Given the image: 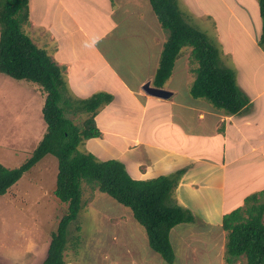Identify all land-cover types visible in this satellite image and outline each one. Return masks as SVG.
Masks as SVG:
<instances>
[{
	"label": "crops",
	"instance_id": "crops-1",
	"mask_svg": "<svg viewBox=\"0 0 264 264\" xmlns=\"http://www.w3.org/2000/svg\"><path fill=\"white\" fill-rule=\"evenodd\" d=\"M186 1L176 0L180 12L185 13ZM231 3L223 2L224 8L244 12L255 5L254 0ZM28 9L27 33L64 68L66 97L73 102L99 92L111 95L94 116L100 136L83 140L80 150L99 160L120 161L137 180L176 177L181 170L170 197L193 217L192 222L170 229L174 259L168 263L150 247L145 228L130 208L86 185L92 195L85 202L88 189L83 188L84 210L97 201L101 220L97 228L104 237L95 251L88 242L94 239L93 232L85 243L80 242L83 222L74 225V235L73 224L68 225L65 263L228 264L223 216L241 207L246 196L264 189V84L253 86L234 74L248 104L238 113H226L207 99L191 95L196 64L190 47L184 46L159 87L169 96H152L142 87L146 83L157 87L152 80L167 34L149 0H28ZM260 34L261 30L256 36ZM122 43L124 54L118 46ZM223 60L231 68L226 51ZM37 91L43 94L39 87Z\"/></svg>",
	"mask_w": 264,
	"mask_h": 264
},
{
	"label": "trees",
	"instance_id": "trees-1",
	"mask_svg": "<svg viewBox=\"0 0 264 264\" xmlns=\"http://www.w3.org/2000/svg\"><path fill=\"white\" fill-rule=\"evenodd\" d=\"M149 2L167 34L153 85L161 87L164 84L181 48L188 46L190 58L196 64L191 95L203 97L230 114L246 107L248 99L236 85L233 70L221 63L218 49L206 33L188 23L176 0ZM257 4L262 23L259 41L264 44V0H257ZM28 23V0H0V72L38 85L45 97L42 115L46 123L43 136L20 165L6 167L0 163V195L5 194L42 157L47 154L56 157L53 194L67 205V209L50 234L40 264H66L63 252L67 227L82 208V181L130 208L133 217L145 228L150 247L166 262L172 263L174 253L169 231L178 223L193 221L190 211L175 203H167L182 171H177L176 177L160 175L137 180L129 176L120 161L99 160L93 154L81 151L78 146L83 140L100 136L94 116L101 104L111 100V95L99 92L87 99L69 100L65 95L64 68L31 40L25 30ZM74 106L87 112L80 126L63 115L65 107ZM263 216L264 189L246 196L241 207L223 216L222 228L226 231L224 260L228 264H234L241 256L245 258L243 264H264ZM0 264L6 263L0 260Z\"/></svg>",
	"mask_w": 264,
	"mask_h": 264
},
{
	"label": "rangeland",
	"instance_id": "rangeland-1",
	"mask_svg": "<svg viewBox=\"0 0 264 264\" xmlns=\"http://www.w3.org/2000/svg\"><path fill=\"white\" fill-rule=\"evenodd\" d=\"M223 2L232 4L231 0H189L182 5L185 13L187 12L188 23L206 33L218 49L222 64L226 51L230 69L239 81L242 79L253 86L264 84V44L260 43L259 35L256 36L261 30L257 1L254 0L255 5L251 11L244 12L238 9L227 10ZM178 6L180 8V3ZM193 8L196 10H192ZM181 13L185 15L184 12ZM245 15H248L246 20ZM25 30L27 32L26 27ZM118 46L123 52V43ZM37 87L36 83L14 79L0 72V163L6 167L20 165L44 134L46 123L42 115V105L45 97L38 93ZM183 91L182 84L181 93ZM75 107H65L63 115L80 126L86 113ZM56 173L57 159L52 154H47L5 194L0 195V260L6 264H39L45 256L50 234L67 209V205L53 194ZM86 185L88 184L82 181V208L69 226L73 224L71 232L74 235V225L83 222L80 226L84 233L80 232L78 235L80 242L85 243L88 233L93 232L94 239L88 242H92L90 249L98 251L99 240L104 237L101 229L97 228L101 222L97 215L100 209L97 201H93L86 206L87 211L84 210L83 188L88 189L85 202L92 195ZM88 186L94 190L91 185ZM98 193L101 194L100 191ZM108 198L110 199L107 197L105 200H109ZM102 200L101 198L100 201ZM167 203L174 204V201L169 197ZM84 211L88 215H83ZM66 239L68 240L67 236ZM76 245L74 244L75 247ZM79 251L75 250V254L81 253ZM239 260V264L245 262L243 256Z\"/></svg>",
	"mask_w": 264,
	"mask_h": 264
},
{
	"label": "water",
	"instance_id": "water-1",
	"mask_svg": "<svg viewBox=\"0 0 264 264\" xmlns=\"http://www.w3.org/2000/svg\"><path fill=\"white\" fill-rule=\"evenodd\" d=\"M142 88L147 94L160 98H166L169 96L170 93L169 91L164 90L163 88L151 87L149 86V83L144 84Z\"/></svg>",
	"mask_w": 264,
	"mask_h": 264
}]
</instances>
